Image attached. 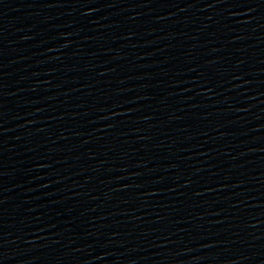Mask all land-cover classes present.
I'll use <instances>...</instances> for the list:
<instances>
[{
  "label": "water",
  "instance_id": "water-1",
  "mask_svg": "<svg viewBox=\"0 0 264 264\" xmlns=\"http://www.w3.org/2000/svg\"><path fill=\"white\" fill-rule=\"evenodd\" d=\"M0 264H264V0H0Z\"/></svg>",
  "mask_w": 264,
  "mask_h": 264
}]
</instances>
